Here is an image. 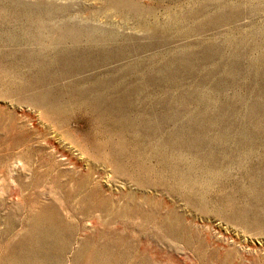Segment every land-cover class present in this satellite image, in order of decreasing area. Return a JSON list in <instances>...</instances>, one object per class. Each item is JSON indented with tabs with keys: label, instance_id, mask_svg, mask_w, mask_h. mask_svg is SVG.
<instances>
[{
	"label": "rangeland",
	"instance_id": "obj_1",
	"mask_svg": "<svg viewBox=\"0 0 264 264\" xmlns=\"http://www.w3.org/2000/svg\"><path fill=\"white\" fill-rule=\"evenodd\" d=\"M0 264H264V0H0Z\"/></svg>",
	"mask_w": 264,
	"mask_h": 264
}]
</instances>
